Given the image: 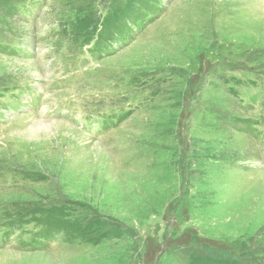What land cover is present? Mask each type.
Returning a JSON list of instances; mask_svg holds the SVG:
<instances>
[{"label":"rangeland","instance_id":"obj_1","mask_svg":"<svg viewBox=\"0 0 264 264\" xmlns=\"http://www.w3.org/2000/svg\"><path fill=\"white\" fill-rule=\"evenodd\" d=\"M17 1L0 0V41L33 56L0 52V90L44 100L0 118V222L16 228L0 264H264V0H164L126 46L76 70L73 25L129 0H39L33 21ZM120 109L116 127L79 124ZM53 120L71 135L41 129ZM60 207L81 232L27 241L33 217Z\"/></svg>","mask_w":264,"mask_h":264},{"label":"trees","instance_id":"obj_2","mask_svg":"<svg viewBox=\"0 0 264 264\" xmlns=\"http://www.w3.org/2000/svg\"><path fill=\"white\" fill-rule=\"evenodd\" d=\"M137 3V0H129L127 3H125L123 6L116 5L115 11L112 10L107 18L102 22L101 24V30L97 27L96 23H91L87 25L86 27L83 26V24H78L75 23L73 27L71 28L70 32L73 36H76L78 39L82 37V40L84 43L90 42L93 39V36L95 34L99 35V40L103 41L106 40L107 38H110L114 36L115 34H123L127 33L130 30V26L137 24L140 25V23L143 21V17L147 11H155L157 10L156 6V0H153V2H145V6H143L139 11L135 8ZM6 5V4H5ZM7 6V5H6ZM14 8V6H9L8 8L11 9ZM134 10H132V9ZM136 10V11H135ZM122 12L121 14H118ZM131 12V13H130ZM125 14H130L128 18L123 19V21H118L117 17L120 18V16L125 15ZM116 19V20H115ZM0 51L6 53L9 51V47H6L4 45L0 44ZM124 117L127 114H122ZM65 208L60 207L56 208L53 210V212L49 213V216L47 214H44L46 218H42L43 211H39L36 215L33 217L35 221L43 224L46 228V225L49 227H56L55 231L60 232V231H68L69 233H74L76 232H81L80 228L73 227L68 221H67V214L65 213ZM46 232L50 233L51 230H48L46 228ZM197 257L193 255L192 260L190 264H244L243 262H246L245 260L242 261H236L234 260L233 262H211L210 260L208 261L205 258ZM241 262V263H239Z\"/></svg>","mask_w":264,"mask_h":264},{"label":"bare ground","instance_id":"obj_3","mask_svg":"<svg viewBox=\"0 0 264 264\" xmlns=\"http://www.w3.org/2000/svg\"><path fill=\"white\" fill-rule=\"evenodd\" d=\"M259 5H262V2H261V0L259 1V4H258V6ZM263 12H264V8H263ZM35 76V78H36V75H34ZM45 124H47V125H42L41 126V129L42 128H45V129H47L48 127H50V129L53 131V132H55V133H58V134H60V135H64V136H66V135H71V129H70V127H69V125H68V123L66 124V122L65 123H63V122H59V121H56V120H53V122H51V123H45ZM64 127V128H63ZM72 127V126H71ZM26 129H28V127H26L25 128V130ZM38 129V128H37ZM33 130H35V129H33ZM32 131V130H31ZM33 134H34V132H31V135H30V141L29 142H27V146H28V148H31V147H33V142H31V141H33V139H36L35 137H33L32 138V136H33ZM38 139V138H37ZM24 143H26V142H24ZM90 153H98V154H102V151L99 149V148H97V147H94V148H92V150L90 151ZM89 154H85V157H87ZM67 167V166H66ZM262 180H263V182H264V175H263V177H260ZM141 185V184H140ZM145 186H143V188H144ZM260 192V191H259ZM143 194V193H142ZM3 256H5V255H3ZM6 257V256H5ZM4 260V259H3ZM7 260V259H6ZM6 260H4V261H6Z\"/></svg>","mask_w":264,"mask_h":264}]
</instances>
